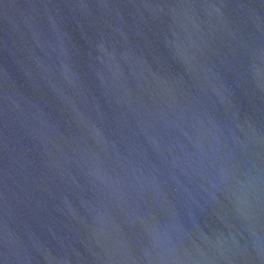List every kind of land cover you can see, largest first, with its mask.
I'll list each match as a JSON object with an SVG mask.
<instances>
[{"label":"water","instance_id":"obj_1","mask_svg":"<svg viewBox=\"0 0 264 264\" xmlns=\"http://www.w3.org/2000/svg\"><path fill=\"white\" fill-rule=\"evenodd\" d=\"M0 264H264V0H0Z\"/></svg>","mask_w":264,"mask_h":264}]
</instances>
